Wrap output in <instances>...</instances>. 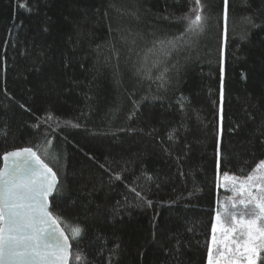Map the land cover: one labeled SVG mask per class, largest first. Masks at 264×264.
<instances>
[{
	"label": "trees",
	"instance_id": "1",
	"mask_svg": "<svg viewBox=\"0 0 264 264\" xmlns=\"http://www.w3.org/2000/svg\"><path fill=\"white\" fill-rule=\"evenodd\" d=\"M200 2L203 30L169 50L195 0H0V168L31 148L55 171L69 264H208L216 218L249 217L264 0H228L226 20Z\"/></svg>",
	"mask_w": 264,
	"mask_h": 264
},
{
	"label": "snow or ice",
	"instance_id": "2",
	"mask_svg": "<svg viewBox=\"0 0 264 264\" xmlns=\"http://www.w3.org/2000/svg\"><path fill=\"white\" fill-rule=\"evenodd\" d=\"M195 3V9L191 10L194 17L188 14L183 17L187 21L185 32L169 40L167 45L158 41L162 49L167 46H170L169 50L175 48L185 33L203 30L206 20L202 15L203 5L200 0ZM224 4L226 20L228 0H224ZM3 160L5 168L0 169V264H68L69 237L60 229L58 219L53 217L47 203L49 195L57 189L55 173L31 148L5 153ZM261 166L264 161H260L256 168ZM259 179L264 184V177ZM248 181L255 186L251 174ZM241 192L246 196L239 200V204L246 216L252 217L247 223L241 220L239 224V228L246 231L247 239L236 242L230 233H234L237 226L221 225L219 244L227 249L228 255L225 257L221 253L213 259L209 247L208 264H221L222 258L226 259V264H240L241 259H246L247 264H257L264 258V187L253 195L251 188L241 185ZM82 231L79 226L72 228V239L78 238ZM212 231L214 234L218 231L216 223H213ZM213 242H216L215 235ZM233 243L236 244L235 250ZM75 259L81 261L83 257L77 254Z\"/></svg>",
	"mask_w": 264,
	"mask_h": 264
},
{
	"label": "rangeland",
	"instance_id": "3",
	"mask_svg": "<svg viewBox=\"0 0 264 264\" xmlns=\"http://www.w3.org/2000/svg\"><path fill=\"white\" fill-rule=\"evenodd\" d=\"M261 161H264V160H261ZM258 170L261 172L260 173L261 177H264V166H261ZM241 193L242 192H241V188H240L239 191L237 192V194L241 195ZM251 218L252 217H245V218H240V220L236 219L234 221V224L237 226V230L234 233H230V235L233 237V239L236 242H242L243 240L247 239L246 231L240 229L239 228V224H240L241 220H244V222L247 223V220L251 219ZM215 223L217 224L218 231L215 234L213 233V237L215 235V241L216 242H213V237H212L211 248H212L213 259H216L218 256H220L221 253H224L225 257L228 255L227 249L222 247L219 244V241L222 239V234L219 231V228H220L221 225H223L224 227H229V226H227L226 224H223V222L220 220V218H216ZM232 248H233V250H235V248H236V244L235 243L232 244ZM221 264H226V259L222 258ZM240 264H247L246 259H241Z\"/></svg>",
	"mask_w": 264,
	"mask_h": 264
},
{
	"label": "water",
	"instance_id": "4",
	"mask_svg": "<svg viewBox=\"0 0 264 264\" xmlns=\"http://www.w3.org/2000/svg\"><path fill=\"white\" fill-rule=\"evenodd\" d=\"M21 149H25V148H21ZM33 150V149H32ZM13 151H17V150H13ZM13 151H10V152H13ZM34 152H35V150H33ZM36 153V152H35ZM4 156V155H3ZM3 156H2V158H1V162H2V165H1V168L0 169H2V168H5V162H4V160H3ZM38 156V155H37ZM43 161V160H42ZM44 162V161H43ZM45 163V162H44ZM46 164V163H45ZM49 167V166H48ZM50 168V167H49ZM53 171V170H52ZM54 173H55V171H53ZM55 175H56V173H55ZM56 180H57V186H58V183H59V181H58V178H57V175H56ZM54 194H55V190H54V192L52 193V194H50L49 195V197H48V201H47V203L49 204V211L51 210V203H50V199L54 196ZM53 215V214H52ZM54 217V216H53ZM59 223V222H58ZM59 227H60V229L61 230H63L64 231V229L62 228V226L59 224ZM64 234L66 235V233H65V231H64ZM66 236H68V235H66ZM69 237V236H68ZM68 243H69V246H70V248H69V260H68V264L70 263V260H71V257H70V254H71V250H72V246H71V242H70V238H69V241H68Z\"/></svg>",
	"mask_w": 264,
	"mask_h": 264
}]
</instances>
